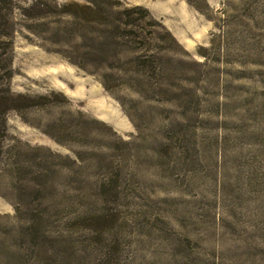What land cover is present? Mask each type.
I'll list each match as a JSON object with an SVG mask.
<instances>
[{
    "label": "rangeland",
    "instance_id": "rangeland-1",
    "mask_svg": "<svg viewBox=\"0 0 264 264\" xmlns=\"http://www.w3.org/2000/svg\"><path fill=\"white\" fill-rule=\"evenodd\" d=\"M0 87V264H264V0H0Z\"/></svg>",
    "mask_w": 264,
    "mask_h": 264
},
{
    "label": "trees",
    "instance_id": "trees-1",
    "mask_svg": "<svg viewBox=\"0 0 264 264\" xmlns=\"http://www.w3.org/2000/svg\"><path fill=\"white\" fill-rule=\"evenodd\" d=\"M7 79H10L11 73L8 70ZM26 99L21 95H13L9 87H0V141L6 138V116L10 111L21 109L19 101ZM0 146V157H1Z\"/></svg>",
    "mask_w": 264,
    "mask_h": 264
}]
</instances>
